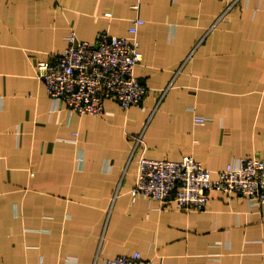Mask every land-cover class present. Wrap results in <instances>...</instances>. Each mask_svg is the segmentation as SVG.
<instances>
[{
	"label": "crops",
	"instance_id": "0c3cea01",
	"mask_svg": "<svg viewBox=\"0 0 264 264\" xmlns=\"http://www.w3.org/2000/svg\"><path fill=\"white\" fill-rule=\"evenodd\" d=\"M137 38L140 106H59L38 64L71 32ZM198 117L206 118L197 122ZM213 171L264 156V0H0V264H264V203L212 191L203 211L131 192L138 160Z\"/></svg>",
	"mask_w": 264,
	"mask_h": 264
},
{
	"label": "built area",
	"instance_id": "2783aa9c",
	"mask_svg": "<svg viewBox=\"0 0 264 264\" xmlns=\"http://www.w3.org/2000/svg\"><path fill=\"white\" fill-rule=\"evenodd\" d=\"M144 22L140 17L133 20L131 36L101 31L93 42L71 32L66 48L38 64L39 76L55 104L64 103L73 112L96 115L104 112L107 100H115L124 108L140 106L148 93L136 73L143 59L137 35ZM196 120L202 123L206 118ZM138 163L131 188L134 196L144 194L184 211L205 210L212 191L228 197L245 195L255 205L264 203V156L241 157L218 171L217 177L193 156L156 159L143 150ZM104 264L150 263L136 251L107 258Z\"/></svg>",
	"mask_w": 264,
	"mask_h": 264
}]
</instances>
